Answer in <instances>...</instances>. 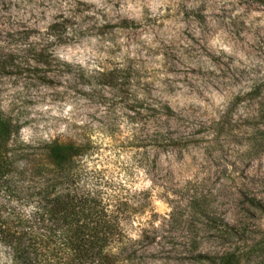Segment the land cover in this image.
Here are the masks:
<instances>
[{
	"label": "rangeland",
	"instance_id": "obj_1",
	"mask_svg": "<svg viewBox=\"0 0 264 264\" xmlns=\"http://www.w3.org/2000/svg\"><path fill=\"white\" fill-rule=\"evenodd\" d=\"M54 140L95 146L149 264H264V0H0V227Z\"/></svg>",
	"mask_w": 264,
	"mask_h": 264
},
{
	"label": "trees",
	"instance_id": "obj_2",
	"mask_svg": "<svg viewBox=\"0 0 264 264\" xmlns=\"http://www.w3.org/2000/svg\"><path fill=\"white\" fill-rule=\"evenodd\" d=\"M48 150L52 169L41 199L29 212L9 206L0 227L3 264H149L156 237L132 234L139 207L92 164L95 146L54 140ZM235 251L218 264H239Z\"/></svg>",
	"mask_w": 264,
	"mask_h": 264
}]
</instances>
